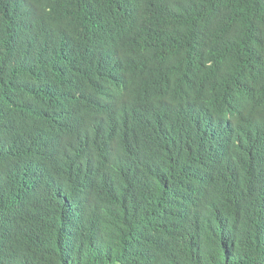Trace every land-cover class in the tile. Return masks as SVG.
I'll list each match as a JSON object with an SVG mask.
<instances>
[{
    "label": "trees",
    "instance_id": "obj_1",
    "mask_svg": "<svg viewBox=\"0 0 264 264\" xmlns=\"http://www.w3.org/2000/svg\"><path fill=\"white\" fill-rule=\"evenodd\" d=\"M254 129L264 0H0V264H264Z\"/></svg>",
    "mask_w": 264,
    "mask_h": 264
},
{
    "label": "clouds",
    "instance_id": "obj_2",
    "mask_svg": "<svg viewBox=\"0 0 264 264\" xmlns=\"http://www.w3.org/2000/svg\"><path fill=\"white\" fill-rule=\"evenodd\" d=\"M113 49L115 48H109L107 50H113ZM109 59H110L109 54L106 51H103V56L101 60L92 61L91 64L96 67V71L93 75V80L97 86L111 87L115 89L121 95V92H124L123 88L120 86L119 83L115 82L116 79L112 76V73L114 71L106 64V62L109 61ZM81 62L87 64V62L83 60H81ZM127 74H130V73H127ZM118 105H119V101H116L114 99L107 98L104 96H96L95 111L104 117H110L113 114H115L117 111ZM46 109H47V106L43 104V98L38 97L37 112L41 114ZM67 119H68V122L70 123L71 117H70L69 111L67 112ZM80 125L81 124L79 125L71 124V127L73 129H78ZM217 132H218L220 143L223 146V152L225 155H228V151H229L228 140L229 139L234 140L233 136H234L235 131L229 128L227 131L221 130ZM259 137L263 138V143H264V133H258L257 130L254 129L252 131L249 130L247 135L242 140L249 141V140H254L256 138H259Z\"/></svg>",
    "mask_w": 264,
    "mask_h": 264
}]
</instances>
